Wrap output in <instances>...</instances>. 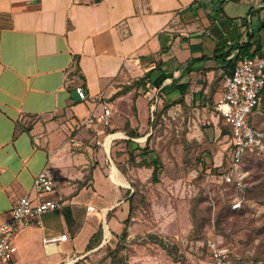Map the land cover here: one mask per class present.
Segmentation results:
<instances>
[{"label":"crops","instance_id":"obj_1","mask_svg":"<svg viewBox=\"0 0 264 264\" xmlns=\"http://www.w3.org/2000/svg\"><path fill=\"white\" fill-rule=\"evenodd\" d=\"M243 54L264 55V0H0V225L21 196H35L45 169L56 182L46 198L62 204L41 227L17 233L5 264H84L125 227L131 184L109 152L113 140L137 138L122 131L106 137L108 153L97 150L83 121L102 102L80 101L77 86L105 101L130 64L129 72L165 75L159 88L174 107L205 111Z\"/></svg>","mask_w":264,"mask_h":264},{"label":"rangeland","instance_id":"obj_2","mask_svg":"<svg viewBox=\"0 0 264 264\" xmlns=\"http://www.w3.org/2000/svg\"><path fill=\"white\" fill-rule=\"evenodd\" d=\"M129 66L112 82L120 89L105 100L112 109V127L100 137L94 133L95 148L108 153L107 136L131 130L129 121L142 129L134 141L113 140L109 152L131 184L128 217L121 232L111 229L112 235L101 239L103 247L80 262L110 264L116 250L118 264H213L207 246L213 239L230 249L234 264H264V187L257 193L260 198L249 191L264 184V151L245 160L244 190L224 184L221 173L228 168L231 143L214 105L205 111L167 107L165 91L154 84L153 75L143 84L148 72H129ZM254 122L264 131V107ZM134 146L130 160L128 147ZM143 160L159 161L157 183L154 165L142 166Z\"/></svg>","mask_w":264,"mask_h":264},{"label":"built area","instance_id":"obj_3","mask_svg":"<svg viewBox=\"0 0 264 264\" xmlns=\"http://www.w3.org/2000/svg\"><path fill=\"white\" fill-rule=\"evenodd\" d=\"M224 88L221 98L214 105L215 113L230 128L229 165L226 172L221 173V178L224 184L244 190L247 171L243 164L247 156L264 151V131L254 122L255 115L264 107V55L241 56L233 73L224 75ZM75 92L80 101L97 98L102 102V112H91L83 121L85 127L93 129L97 135L112 127L113 113L110 105L103 101L104 94L92 97L81 86H77ZM55 188L56 182L51 170L45 169L35 178V196L27 193L17 200L10 212L9 221L0 225V264L8 263L17 252L15 237L20 230L32 226L41 227L44 214L62 208L59 199L46 198ZM207 246L213 264H234L227 246L213 239L208 240Z\"/></svg>","mask_w":264,"mask_h":264},{"label":"trees","instance_id":"obj_4","mask_svg":"<svg viewBox=\"0 0 264 264\" xmlns=\"http://www.w3.org/2000/svg\"><path fill=\"white\" fill-rule=\"evenodd\" d=\"M250 56H252V55H250ZM153 73H154V71L148 72L147 75L145 76V78L142 79V83L143 84H144V82L146 83L147 79L150 80V78L153 75ZM166 78L167 77L165 75H161L158 78H156V80L154 81V84H156L158 87H160L163 84V82L165 81ZM144 87L146 88V85H144ZM179 90L181 91V95L184 96L186 94L187 87L186 86H180ZM171 105H173V104L169 103V101H167V107L171 106ZM223 132H225V134H229L230 128L228 127L227 131H223ZM126 135L130 136L131 138H139L141 136L137 131H134L133 129H131L128 132H126ZM132 153L133 152H129V159L130 160L132 159V156H133ZM144 154H148V153H144ZM250 156L251 155H248L247 158L250 157ZM142 162H143L142 166L151 167L152 165H154L152 178H153V181L155 183H157L159 181V175L161 173V167L159 165V161L153 160V163H152V162H148L147 160H143ZM256 187H259V188H256ZM256 187H254L253 189H250L249 187H246V188H247V190L249 188V191L251 192V194H253V196H255L257 198H260L257 193L263 191L264 184L263 185H257ZM262 199H264V198H262ZM262 202L264 204V200ZM196 218H197V216H195V219ZM102 235H103V228L101 227L100 230L92 237V239L90 241V244H89V247H88L89 250L93 249L95 246H97L100 243V239L102 238ZM162 245H163V247L165 249L170 250V247L168 245H166L164 243H162ZM118 262H120L119 261V257H118V252L116 250H114L111 253V263L110 264H118Z\"/></svg>","mask_w":264,"mask_h":264},{"label":"bare ground","instance_id":"obj_5","mask_svg":"<svg viewBox=\"0 0 264 264\" xmlns=\"http://www.w3.org/2000/svg\"><path fill=\"white\" fill-rule=\"evenodd\" d=\"M109 139H110V138H108V140H107V141H109Z\"/></svg>","mask_w":264,"mask_h":264}]
</instances>
